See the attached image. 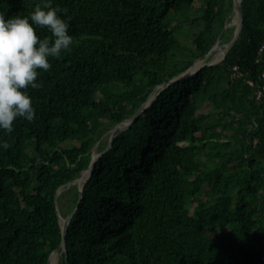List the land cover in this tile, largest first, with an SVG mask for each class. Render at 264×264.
<instances>
[{
	"label": "trees",
	"instance_id": "16d2710c",
	"mask_svg": "<svg viewBox=\"0 0 264 264\" xmlns=\"http://www.w3.org/2000/svg\"><path fill=\"white\" fill-rule=\"evenodd\" d=\"M37 3L62 13L73 47L28 89L34 121L0 130V264H48L56 190L159 85L96 159L58 264H264V0H241L223 59L169 84L231 39L232 0H0V12Z\"/></svg>",
	"mask_w": 264,
	"mask_h": 264
},
{
	"label": "clouds",
	"instance_id": "9594fccd",
	"mask_svg": "<svg viewBox=\"0 0 264 264\" xmlns=\"http://www.w3.org/2000/svg\"><path fill=\"white\" fill-rule=\"evenodd\" d=\"M62 13L45 3L35 4L27 15L5 18L0 12V130L13 131L17 118L35 119V109L28 89L41 86L38 77L51 69L50 59L59 60L73 47L68 22ZM46 29L50 36L41 38L36 29ZM9 144L0 139V148Z\"/></svg>",
	"mask_w": 264,
	"mask_h": 264
},
{
	"label": "water",
	"instance_id": "95a60500",
	"mask_svg": "<svg viewBox=\"0 0 264 264\" xmlns=\"http://www.w3.org/2000/svg\"><path fill=\"white\" fill-rule=\"evenodd\" d=\"M232 3H233V7H232V14H236L237 16V19L234 21V22H226L224 28H227L229 26H233L234 25V31H233V34H232V37L231 39L228 41V42H225L223 44H221V46L223 48H225V52L228 50V48H230L236 41L237 37L239 36V33L241 31V27H242V23H243V18H242V8H241V0H232ZM229 17V16H228ZM218 43V40L215 42V44L212 46V48L208 51L207 54H205L202 58H199L197 60L194 61V63L191 65V67H189L188 69H186L184 72H182L180 75L172 78L171 80H169L167 82V84L169 83H172L176 80H179L183 77H186L196 71H198L200 69V67H197V68H194V64L198 61V60H204L208 55L211 54V52L213 51L214 47L216 46V44ZM225 54V53H224ZM224 57V55H223ZM222 57V59H223ZM214 63L213 61H208L206 62L204 65H209V64H212ZM159 86H156L152 91L151 93L149 94L148 98L140 105V107L138 108V110L136 111V113L131 117V118H128V119H125L123 120L122 122H120L119 124L115 125L112 129H111V132H110V135H109V138H108V145L107 147L102 150L101 152L93 155V158L88 166V168L85 170L88 172V175L87 177L83 180V182L78 186V199H77V202L75 204V207L74 209L64 218L63 220V223L61 225V230H62V241L61 243L59 244V246L54 250L52 251L50 254H49V257H48V264H50V256L53 252H64L65 254V257L67 256L66 254V248H65V235H66V232H67V225L69 223V220L70 218L72 217L73 213L75 212V210L77 209L78 205H79V202L81 200V196H82V191H83V188L88 180V178L90 177L91 175V171H92V168H93V165L96 161V159H98V157L103 153L105 152L110 146H111V143H112V140L114 138V136H116L119 132H121L122 130H124L125 128H127L133 121L135 118H137L140 113L149 105V103L152 101V99L157 95V88H159ZM164 87V86H162ZM75 181L72 180L71 182ZM70 182V183H71ZM59 193V189L56 190L55 192V200L57 198V195ZM59 216V214H58ZM59 219H60V216H59Z\"/></svg>",
	"mask_w": 264,
	"mask_h": 264
},
{
	"label": "rangeland",
	"instance_id": "374dc122",
	"mask_svg": "<svg viewBox=\"0 0 264 264\" xmlns=\"http://www.w3.org/2000/svg\"><path fill=\"white\" fill-rule=\"evenodd\" d=\"M232 15V10H231V12L229 13V17H228V19H229V22L228 23H232L233 21L231 20L232 18L230 17ZM232 26V25H231ZM230 26V27H231ZM234 26V25H233ZM218 43L219 44H223V43H225L223 40H218ZM215 54V57H216V54L217 53H215V52H213L212 54H210V55H208L204 60H203V62H202V64L199 66V67H201V66H203L206 62H208V61H210L211 60V58L213 57V55ZM216 59H218L217 57H216ZM215 63V62H214ZM207 110V107L206 106H203L201 109H200V111H203V112H205ZM110 130L109 131H106L105 133H103V135L101 136V138H100V141L99 142H104L105 144H106V141L108 140V136L110 135ZM99 142L98 143H96V145L94 146V148H93V150H94V154L93 155H95V154H97L96 153V147H97V145L99 144ZM103 144V143H102ZM84 175V173L82 174V175H80V176H78L76 179H75V181H73V182H71V183H69V184H67V185H65V186H61L60 187V192H59V194L57 195V206H58V212H59V216L64 220V218L68 215L67 214V212H68V210H69V204H70V201H71V195H72V193L74 192V191H77L78 190V186L80 185V179L82 178V176ZM73 186H75V188L73 189V190H71V191H67L70 187L72 188ZM60 197V198H59ZM67 214V215H66ZM61 255V253L59 254V252L56 254V257L53 259V262L51 263V261H50V264H58L59 263V260H60V257H58V256H60ZM58 257V258H57ZM59 259V260H58Z\"/></svg>",
	"mask_w": 264,
	"mask_h": 264
},
{
	"label": "bare ground",
	"instance_id": "6f19581e",
	"mask_svg": "<svg viewBox=\"0 0 264 264\" xmlns=\"http://www.w3.org/2000/svg\"><path fill=\"white\" fill-rule=\"evenodd\" d=\"M230 17L232 18L231 20H232L233 22L237 19L236 14H232ZM227 21H228V20H227ZM221 48H222V49H221ZM213 52L217 53V54H216V57H217L218 59H216L215 54H214L213 57L211 58V61H213V62H218V61H220V60L222 59V57H223V55H224V53H225V48H223V47L221 46V44L217 43L216 46L214 47L213 51L211 52V54H212ZM202 62H203V60H198V61L194 64V68L199 67V66L202 64ZM97 152H98V151H97ZM87 175H88V172L85 171L84 175L82 176V178H81L79 181L82 183L83 180L87 177ZM81 183H80V184H81ZM59 192H60V190H59ZM59 220H60V224L62 225V223H63V219L60 217ZM57 253H58V252H53V253L51 254V257H50V261H51V263L53 262V259L56 257V254H57ZM59 254H60V252H59ZM58 257H60V256H58ZM58 257H57V258H58ZM58 260H59V259H58Z\"/></svg>",
	"mask_w": 264,
	"mask_h": 264
}]
</instances>
